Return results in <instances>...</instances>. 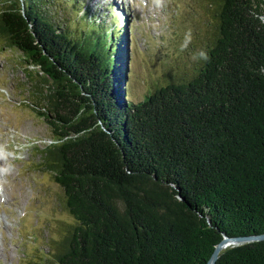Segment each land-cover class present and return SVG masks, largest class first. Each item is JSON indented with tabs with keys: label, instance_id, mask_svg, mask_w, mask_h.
Returning <instances> with one entry per match:
<instances>
[{
	"label": "trees",
	"instance_id": "trees-1",
	"mask_svg": "<svg viewBox=\"0 0 264 264\" xmlns=\"http://www.w3.org/2000/svg\"><path fill=\"white\" fill-rule=\"evenodd\" d=\"M205 2L209 60L132 103L128 16L74 37L54 0H0V39L51 86L40 159L75 221L54 264H205L264 234V0ZM216 260L264 264V241Z\"/></svg>",
	"mask_w": 264,
	"mask_h": 264
},
{
	"label": "rangeland",
	"instance_id": "rangeland-1",
	"mask_svg": "<svg viewBox=\"0 0 264 264\" xmlns=\"http://www.w3.org/2000/svg\"><path fill=\"white\" fill-rule=\"evenodd\" d=\"M54 1V20L74 37L85 30V19L108 29L115 19L110 13L118 14L121 23L128 16L125 94L132 103L189 74L199 62L192 57L204 49L214 22L206 0H166L160 9L151 0L146 6H138L139 0ZM189 30L192 41L182 49ZM22 59L0 39V144L20 157L10 159L14 171L0 191V264H54L53 254L75 221L63 190L40 159L54 142L38 115L45 111L42 101L51 86Z\"/></svg>",
	"mask_w": 264,
	"mask_h": 264
},
{
	"label": "clouds",
	"instance_id": "clouds-1",
	"mask_svg": "<svg viewBox=\"0 0 264 264\" xmlns=\"http://www.w3.org/2000/svg\"><path fill=\"white\" fill-rule=\"evenodd\" d=\"M135 2V0H134ZM152 5L157 8H163L166 4V0H151ZM138 6H146V0H139ZM192 41L191 30L185 33L184 43L182 49L188 47ZM193 60H202L207 62L209 60L208 53L200 50L197 54L193 55ZM19 156L14 152L6 151L5 146L0 144V191H3L4 185L8 182L7 177L14 171V165L10 163V159H18Z\"/></svg>",
	"mask_w": 264,
	"mask_h": 264
},
{
	"label": "water",
	"instance_id": "water-1",
	"mask_svg": "<svg viewBox=\"0 0 264 264\" xmlns=\"http://www.w3.org/2000/svg\"><path fill=\"white\" fill-rule=\"evenodd\" d=\"M264 241V234L259 233L258 235L255 236H242V237H235L231 236L227 237L225 235L222 236V239L218 241L217 244H215L213 252L210 257H208L207 261L205 264H215L216 259L218 258L220 252L224 251L227 248H231V246H239V245H244L245 243H254V242H259V241Z\"/></svg>",
	"mask_w": 264,
	"mask_h": 264
},
{
	"label": "bare ground",
	"instance_id": "bare-ground-1",
	"mask_svg": "<svg viewBox=\"0 0 264 264\" xmlns=\"http://www.w3.org/2000/svg\"><path fill=\"white\" fill-rule=\"evenodd\" d=\"M15 200V199H14ZM13 201V200H12ZM16 201V200H15ZM14 202V201H13ZM18 202V201H17Z\"/></svg>",
	"mask_w": 264,
	"mask_h": 264
}]
</instances>
